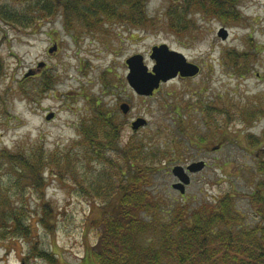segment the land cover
Listing matches in <instances>:
<instances>
[{"label":"rangeland","instance_id":"1","mask_svg":"<svg viewBox=\"0 0 264 264\" xmlns=\"http://www.w3.org/2000/svg\"><path fill=\"white\" fill-rule=\"evenodd\" d=\"M168 8V0H148L143 25L107 21L93 30L76 22L70 28L63 8L28 28L0 19V152L27 154L41 146L52 159L73 168V173L64 172V179L45 174L42 189L29 196L38 228L29 240L1 241L0 264H21L32 257V244L54 252L59 264H85L92 253L98 241L97 207L104 202L96 199L95 208L94 195H81L74 175L89 188L93 180H102V171L110 176L122 165L116 151L108 152L104 163L86 159L82 125L99 106L115 113L122 124L119 148L137 145L141 160L154 166L145 184L160 206L155 224L161 230L173 220L176 207L190 213L227 194L235 197L245 223L256 222L249 200L264 179L259 174L264 160V0H239V18L230 22L193 9L182 33L170 25ZM222 29L228 32L226 39L219 36ZM163 44L199 66L200 73L176 78L154 96L141 97L127 82L126 61L141 55L151 68L152 48ZM55 46L57 51L50 54ZM124 103L130 105L128 114L120 109ZM250 111L261 113L247 120ZM50 114L54 118L48 121ZM139 118L148 125L135 134L131 124ZM193 136L206 143L191 144ZM173 140L182 141L175 152L180 157L173 155ZM257 140L259 146L251 147ZM197 160L208 167L193 176L182 196L172 188L177 181L172 169ZM170 162L175 164L170 167ZM10 172L0 158L1 183ZM45 203L52 209L49 216L43 212ZM42 217L54 229L42 226ZM30 264L48 263L35 257Z\"/></svg>","mask_w":264,"mask_h":264},{"label":"trees","instance_id":"2","mask_svg":"<svg viewBox=\"0 0 264 264\" xmlns=\"http://www.w3.org/2000/svg\"><path fill=\"white\" fill-rule=\"evenodd\" d=\"M148 0H0V19L19 29L28 28L50 19L63 8L69 27L76 23L93 30L107 21H125L143 25L146 20ZM168 20L173 30L182 33L189 28L188 16L192 10L215 16L225 22L237 21L239 0H168ZM171 12V14H170ZM240 55V54H238ZM46 86H49L46 83ZM252 120L261 111H250ZM122 124L117 115L97 108L85 121L81 130V144L86 159L104 163L106 154L116 151L122 165L113 175L101 172L102 180L87 181L74 175L75 184L83 196L94 195L104 202L97 207L99 218L95 219L98 241L87 256L85 264H264V179L250 195L254 224L245 223V216L238 210L235 197L227 194L214 205L194 209L190 213L183 206L176 207L173 220L155 224L160 206L153 202L145 182L147 173L154 168L144 163L137 145L119 148ZM183 135L186 132H182ZM191 144H205L193 136ZM174 154L180 157L176 140ZM259 146V140L250 143ZM118 147V148H117ZM176 152V153H175ZM149 153V152H148ZM140 154V155H139ZM155 157V154H154ZM0 158L11 172L7 186L0 182V242L5 240H29L33 231L32 209L29 196L43 187L45 174L64 179V172L73 173L71 163L52 159L43 147L37 146L25 154L3 150ZM71 160V158H68ZM109 162V159H106ZM55 173V174H54ZM116 174V175H115ZM259 174L264 177V160L259 164ZM114 176V178H113ZM55 177V178H56ZM120 194V195H118ZM116 195L119 196L115 200ZM46 216L52 213L49 204L43 205ZM171 214V215H172ZM50 222V221H49ZM39 218V223L49 230L54 224ZM161 224V223H159ZM154 235L152 241L149 235ZM32 244L31 256L21 264H30L35 257L48 264H59V256Z\"/></svg>","mask_w":264,"mask_h":264},{"label":"water","instance_id":"3","mask_svg":"<svg viewBox=\"0 0 264 264\" xmlns=\"http://www.w3.org/2000/svg\"><path fill=\"white\" fill-rule=\"evenodd\" d=\"M222 39L228 37V32L222 29L219 33ZM57 51V46L49 50L50 54ZM150 58L155 61L152 70L145 65L144 58L141 55H134L127 59L126 64L129 69L127 82L135 93L142 97H151L155 90L159 89L162 83H167L172 79L181 76L184 78L196 77L200 73V67L196 64L188 62L187 58L180 52L170 49L166 44L155 46L152 48ZM121 110L124 114L130 111V105L124 103L121 105ZM54 118V114H50L47 120ZM148 121L142 118L137 119L132 124L134 131L145 127ZM205 162L199 161L189 166L188 170L191 173H198L205 168ZM173 175L179 179V182L174 185V188L185 193V187L190 184L191 177L187 170L182 166H176Z\"/></svg>","mask_w":264,"mask_h":264},{"label":"flooded vegetation","instance_id":"4","mask_svg":"<svg viewBox=\"0 0 264 264\" xmlns=\"http://www.w3.org/2000/svg\"><path fill=\"white\" fill-rule=\"evenodd\" d=\"M180 79H189V78H181V77H179ZM129 113V112H128ZM133 123V122H132ZM131 128H132V124H131ZM144 128H146V127H144ZM143 127L141 128V129H139L138 131H136V132H134L135 134H138L142 129H144ZM217 148L218 147H216V149H213V151H216L217 150ZM173 161V160H172ZM199 161H204L206 164H205V168L202 170V171H200V172H198V173H191V172H189V170H188V168H189V166H191L193 163H195V162H199ZM172 163H174V162H172ZM171 162L170 163H168L169 164V166L171 167V166H173V164H172ZM180 163H182V162H180ZM175 164V163H174ZM176 166H182L183 168H185V170H187V173L188 174H190V177H191V182H190V184L189 185H187L186 187H185V193L184 194H181L182 196H185L186 195V190H187V188L191 185V183H192V178H193V176L194 175H198L199 173H201V172H203L205 169H206V167H208V164H207V162L205 161V160H197V161H191V162H189V163H185V164H183V165H174V167H176ZM173 167V168H174ZM173 170V169H172ZM175 177V176H174ZM176 178V177H175ZM177 179V178H176ZM179 182V179H177V181L175 182V183H173L172 184V188L175 190V191H177V192H180V190H177V189H175L174 188V185L175 184H177ZM181 193V192H180Z\"/></svg>","mask_w":264,"mask_h":264}]
</instances>
